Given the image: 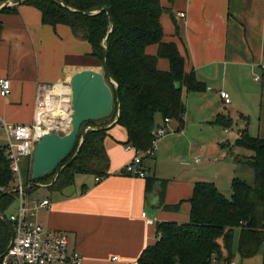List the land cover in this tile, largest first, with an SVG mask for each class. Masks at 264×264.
Listing matches in <instances>:
<instances>
[{
  "label": "crops",
  "instance_id": "crops-1",
  "mask_svg": "<svg viewBox=\"0 0 264 264\" xmlns=\"http://www.w3.org/2000/svg\"><path fill=\"white\" fill-rule=\"evenodd\" d=\"M161 3L168 9L161 17L164 40L176 43L186 58V70H194L207 89L203 93L183 90L187 107L183 129L171 120L155 154L144 160L147 178L156 180L151 191L147 192V178L118 175L134 152L125 151L126 129L113 125L105 138L109 176L97 182L93 175H78L73 185L50 190L51 194L44 196L51 205L40 210L39 222L51 231L67 232L71 249L82 257L81 264L137 263L144 250L157 241L159 222L183 224L190 220L189 200L195 183L206 181L208 164L191 169L187 168L189 161L201 164V156L210 164L216 160L235 162L229 153L215 149L225 148V143L233 145L244 129L264 139V0ZM4 4L0 5V79H10L12 86L9 95L0 94V130H4L3 122L31 124L44 86L70 80L83 70L102 72L90 57L91 44L75 37L69 26L44 24L41 11L32 5L14 0L2 7ZM179 12L185 18H179ZM157 52V45L147 48L150 55ZM158 67L169 70V61L160 59ZM221 92L229 94L230 103ZM220 114L232 120L231 127L239 126L232 142L214 131ZM196 127L200 135L207 132L212 137L210 151V144L201 143L203 137L193 139ZM228 129L224 132L229 133ZM193 143L200 149L191 150ZM177 204L178 211L162 207ZM262 262L261 255L245 260L236 257V264Z\"/></svg>",
  "mask_w": 264,
  "mask_h": 264
},
{
  "label": "trees",
  "instance_id": "trees-1",
  "mask_svg": "<svg viewBox=\"0 0 264 264\" xmlns=\"http://www.w3.org/2000/svg\"><path fill=\"white\" fill-rule=\"evenodd\" d=\"M8 1L0 0V5ZM14 1L39 9L44 24L67 25L75 37L87 40L92 46L90 57L99 63L104 74L109 72L115 83L107 81L114 95L112 115L84 123L65 160L54 172L37 180L31 177L29 186L50 184L56 177L48 188L61 191L73 185L78 175L109 176L110 159L105 138L115 120V125L126 129L127 144L137 150H147L154 140L152 132L159 117L162 122L166 118L174 120L179 129H183L187 112L183 90L203 93L207 89L194 70H186V58L176 43L164 40L161 17L168 9L161 0ZM105 8L110 11H103ZM6 9L8 7L2 10ZM153 45L158 46L156 55L147 53V48ZM160 59L169 61V70L159 69ZM214 124L228 129L233 122L220 114ZM223 145L244 151L237 161L253 168V183L234 177L231 198L213 182L195 183L189 200L190 220L183 224L159 222L157 241L144 250L139 264H236L237 256L245 260L258 255L262 256L264 264V139L251 136L244 129L233 145ZM14 181L6 145L0 146V188L4 189L0 190V264L13 235L6 212L17 198ZM155 181L154 177L147 178V192L153 189ZM36 187L33 185L30 190ZM162 207L178 211L180 205Z\"/></svg>",
  "mask_w": 264,
  "mask_h": 264
},
{
  "label": "built area",
  "instance_id": "built-area-1",
  "mask_svg": "<svg viewBox=\"0 0 264 264\" xmlns=\"http://www.w3.org/2000/svg\"><path fill=\"white\" fill-rule=\"evenodd\" d=\"M177 16L185 18L183 12H179ZM11 86L10 79L1 78V96L9 95ZM59 87L66 89L65 94L57 91ZM221 97L225 102L230 103L229 94L221 92ZM72 114L70 81L65 80L52 86H44L39 91L34 120L31 124L10 125L3 122L7 138V157L15 175L14 189L17 193V206L7 216L13 235L9 248L2 256V264H81L82 262L80 253L71 249L70 236L67 232L51 231L39 222L37 217L40 210L49 207L51 202L49 199L31 200L21 179L19 167L22 158L31 157L33 159L36 145L43 136L54 132L61 135L68 133L71 128ZM170 121L171 119L166 118L160 123L163 127H155L152 132L154 140L147 150L141 151L131 144L125 145V151L134 152V156L118 171V175L135 178L149 176L144 160L155 154L160 141L168 133L166 124ZM106 177H96V181L100 182ZM0 190L4 191L3 188Z\"/></svg>",
  "mask_w": 264,
  "mask_h": 264
},
{
  "label": "water",
  "instance_id": "water-1",
  "mask_svg": "<svg viewBox=\"0 0 264 264\" xmlns=\"http://www.w3.org/2000/svg\"><path fill=\"white\" fill-rule=\"evenodd\" d=\"M7 3L2 7L6 6ZM103 11L109 12L110 10L105 8ZM104 65L107 68V62ZM69 81L73 105L71 128L68 133L63 135L56 132L45 135L37 143L32 165V179L34 180L44 177L47 173L54 172L58 165L65 160L72 151L84 123L108 118L114 111V95L108 84V82H114L108 71L104 74L95 70H83L75 73ZM117 101L120 102L119 95ZM116 122L117 120L111 126L115 125ZM156 126L157 128L163 127L160 123ZM99 130L103 129L99 128ZM87 131L88 129L83 132L81 142L85 139ZM76 157L77 154L67 165ZM29 189L30 186L26 188L28 191Z\"/></svg>",
  "mask_w": 264,
  "mask_h": 264
},
{
  "label": "rangeland",
  "instance_id": "rangeland-1",
  "mask_svg": "<svg viewBox=\"0 0 264 264\" xmlns=\"http://www.w3.org/2000/svg\"><path fill=\"white\" fill-rule=\"evenodd\" d=\"M216 127H214V131L218 134L219 136L222 137H226L229 141H233V139H235L237 137L238 134V130H239V126L237 125V123H235L233 125V127L228 129L229 133H225L224 130L226 128L220 126V125H214ZM4 129V128H3ZM199 127H196V130L193 129V139L194 140H198L200 139V136L203 137L201 139V143H206V144H210V148L209 151L211 150V146H212V137L208 135V133L206 132L205 134H201L199 132ZM213 136V135H212ZM204 143V144H205ZM7 144V138H6V133L4 130H0V146H4ZM191 150H198L200 149V145H197L196 143L191 144ZM183 151H185V147H182ZM219 150V152H218ZM215 151H217L218 153H223L225 152L226 154L229 153L230 157L234 159L235 162L233 163H229L228 161H222V160H216L213 161L211 164L210 163H205V159L201 158L202 163L201 164H196L194 162H188L187 164V168H198L201 167L202 165H207V167L204 169V176L206 178V181L209 182H213L215 183L216 181V186L218 187V189L227 197V198H231L232 197V190H231V182L233 177H239L241 179L246 180L248 183H253L254 181V170L253 168H251L249 165L245 164V163H240L237 161V157H239V155L244 154V151L238 148H229V147H225V148H217V150L215 149ZM151 158V157H150ZM214 160V159H212ZM204 161V162H203ZM32 165H33V159L31 157H24L20 160L19 163V167H20V175H21V179L23 181L24 187L27 188L29 187V181L32 177ZM55 180V178H54ZM52 183L50 184H45V183H36V185L38 187H36V189H34L33 191H31L30 189L33 187L30 185V191H28L31 200H37V201H42L44 196H49L50 190L47 188H43V186H50ZM17 199V198H16ZM17 206V200H15V202L7 209L6 215L9 216L10 213H12L15 209V207ZM236 262V259H235Z\"/></svg>",
  "mask_w": 264,
  "mask_h": 264
},
{
  "label": "bare ground",
  "instance_id": "bare-ground-1",
  "mask_svg": "<svg viewBox=\"0 0 264 264\" xmlns=\"http://www.w3.org/2000/svg\"><path fill=\"white\" fill-rule=\"evenodd\" d=\"M57 91L58 92H61L62 94H65L66 89L65 88H62V87H59ZM63 99H65L64 96H63Z\"/></svg>",
  "mask_w": 264,
  "mask_h": 264
}]
</instances>
